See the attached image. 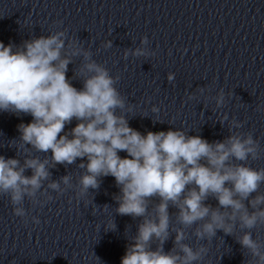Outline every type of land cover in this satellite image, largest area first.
Returning <instances> with one entry per match:
<instances>
[{
  "label": "clouds",
  "instance_id": "9594fccd",
  "mask_svg": "<svg viewBox=\"0 0 264 264\" xmlns=\"http://www.w3.org/2000/svg\"><path fill=\"white\" fill-rule=\"evenodd\" d=\"M148 44V37H143V47L125 50V59L154 55ZM112 46L111 40L103 45ZM76 57H82L78 70L81 89L66 75ZM75 76L76 72L73 79ZM173 79L169 74L168 80ZM119 80V75L112 76L66 31L33 37L20 45L0 41V111L31 115V122L17 126V142L26 151L51 152L43 159L26 155L23 162L0 155V195L9 197L14 215L27 222L25 200L43 207L53 199L48 189L57 194L75 189L80 200L90 189H99L100 178L112 176L120 190L113 197L118 205L115 212L140 218L121 264L201 261L207 247L202 244L193 249L184 242L185 230L193 226L197 240H211L217 231L233 236L239 228L242 235L235 239L247 253L245 257L242 252L243 264H264V240L253 236L254 229L264 227V192L260 191L264 168L247 163L260 158L259 141L251 132H236L214 142L182 129L142 134L129 125L126 111L131 108L115 86ZM215 99L217 107L223 106L224 91ZM151 111L158 113L159 109L153 106ZM73 119L75 127L65 132ZM227 120L224 115L220 123ZM230 124L236 129L243 126L235 119ZM121 151L127 156L121 157ZM78 158V168L84 171L77 185L68 174L51 179V168L72 165ZM29 169L31 175H26ZM210 197L218 201L217 206L205 203ZM170 208L177 210L175 219L181 226L171 230ZM31 219L40 223L36 216ZM106 228L116 230L114 219ZM173 231V247L165 251L164 244Z\"/></svg>",
  "mask_w": 264,
  "mask_h": 264
}]
</instances>
